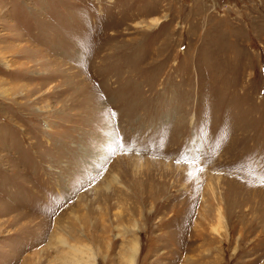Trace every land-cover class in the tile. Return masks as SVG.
Instances as JSON below:
<instances>
[{"label":"rangeland","instance_id":"374dc122","mask_svg":"<svg viewBox=\"0 0 264 264\" xmlns=\"http://www.w3.org/2000/svg\"><path fill=\"white\" fill-rule=\"evenodd\" d=\"M0 264H264V0H0Z\"/></svg>","mask_w":264,"mask_h":264}]
</instances>
